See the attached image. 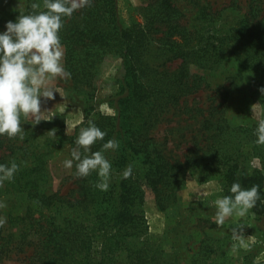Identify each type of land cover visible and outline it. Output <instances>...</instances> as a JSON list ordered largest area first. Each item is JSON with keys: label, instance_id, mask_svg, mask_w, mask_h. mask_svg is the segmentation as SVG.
<instances>
[{"label": "trees", "instance_id": "1", "mask_svg": "<svg viewBox=\"0 0 264 264\" xmlns=\"http://www.w3.org/2000/svg\"><path fill=\"white\" fill-rule=\"evenodd\" d=\"M39 2L43 4V0ZM197 2V8L190 10L174 0H152L142 18L129 25L119 17L117 0H92L90 6L65 18L60 36L66 50L64 64L71 72L75 88L93 89L105 59H120L121 76L112 101L114 115L104 117L96 113L93 118L89 109L84 115V124L100 123L99 127L107 133L104 140L91 146L92 150H102L105 141L116 138L117 152L107 156L112 166L117 164V168L124 169L125 163L139 159L142 169L133 170L127 179L122 178L121 172L109 182L107 190L96 186V171L86 177L76 176L74 171L76 199L46 190L41 171H34L33 175L27 169L16 172L5 184L18 190L27 206L21 214H8L6 222L0 225V257L26 244L34 247L39 264H180L169 259L152 263L154 255L146 254L144 187L152 192L157 208L165 210L177 197L183 171L198 164L207 171H219L221 165L224 194H229L231 184L239 181L245 188L260 185L263 196L262 171H248L242 165L239 150L233 149V131L238 135L237 128L247 130L248 126L219 127L223 119L216 114L215 107L209 108L201 119L211 141L187 152L182 161L168 156L152 134L154 122L165 107L185 103L188 96L201 88L205 76L193 73L192 69L204 70L206 74L219 72L225 77H229L230 67L240 76L243 71L254 72L261 82L258 99L264 102V12L259 1L250 0L246 9L232 20L227 18L229 11L225 14ZM31 3L32 0H26L16 17L33 11ZM3 24L0 10V27ZM173 60L179 61L176 68L165 67L166 62ZM256 133L252 136L254 144L259 143ZM78 134H65L63 139L75 147ZM4 156L0 163H9L11 160ZM263 208L258 200L252 211L259 214ZM11 225L19 227L16 241L11 231L6 232ZM220 263L258 264L244 260L207 264Z\"/></svg>", "mask_w": 264, "mask_h": 264}, {"label": "rangeland", "instance_id": "2", "mask_svg": "<svg viewBox=\"0 0 264 264\" xmlns=\"http://www.w3.org/2000/svg\"><path fill=\"white\" fill-rule=\"evenodd\" d=\"M174 1L190 10L197 8V1L198 5L207 3L213 10L221 9L225 14L229 11L227 18L232 20L239 11L246 9L250 0ZM258 1L264 12V0ZM151 2L152 0H117L119 17L125 25L138 21ZM25 3L26 0H0V10L4 16V24L0 30L5 28L6 21L16 19V12L23 9ZM153 60L159 61L157 58ZM178 63V60L166 62L165 67L174 69ZM230 68L229 77L222 76L219 72L206 74L204 70L192 69L193 73L205 76L201 88L188 96L185 103L176 107H165L154 122L152 134L168 156L182 161L187 152L211 141L205 133L209 131H206V126L201 124V119L209 108L215 107L216 114L222 117L221 122L219 119V127L220 124H229L231 127L247 125V130L237 128L236 131H240L238 135L233 131L231 135L235 138L232 143L233 149L239 150V157L243 160L242 165L248 171L252 169L262 171L261 203L264 204V158L262 157L264 143L254 144L252 141L259 124L264 122V102L258 99L261 82L254 72L243 71L240 76L234 67ZM120 70V59L113 56L107 57L100 66L93 89L86 87L77 89L70 79L58 80L56 85L64 97L56 92L54 100L41 98L42 108L54 107L53 110L57 112L54 118L50 121L41 120L37 124H32L30 117L25 118L28 121L22 124L23 138L19 135L9 137L0 134L2 141L0 157L11 153L10 156L4 157L8 160L14 159L19 164L16 172L27 169L33 175L34 171H41L45 178L43 187L46 190L57 191L63 197L76 199L78 186L73 175L75 170L64 167L63 163L70 157L73 147L68 139H63V135L79 133L80 128L86 126L84 122L79 123V121L81 116L84 121L88 109L93 112V118L96 117V113L104 117L114 115L112 101L117 89V80L121 76ZM231 90L234 92H230ZM62 108L65 110L60 111ZM97 125L99 126L100 123ZM53 127L57 130L56 135L59 137L57 140H52L48 135L47 130ZM213 127L214 125L209 129ZM255 136L258 137L257 133ZM116 152L117 149H109L105 154L112 157ZM222 162L223 160L220 164ZM130 163L133 165V170L142 169L139 159L127 162L124 166ZM117 167H119L117 164L112 166L109 182L116 180L123 171ZM221 168L220 165L219 171L211 172L198 164L183 171L179 188L176 190L177 197L165 210L157 208L152 192L144 187L142 210L148 227L146 254L154 255V258H151L152 263L169 259L180 264H199V262L207 264L211 261L227 263V261L240 260L264 264V208L259 214L250 209L243 218L230 217L224 226L214 222L215 200L224 195V192L216 189L218 186H223L225 190ZM100 180L99 177V182ZM0 200L6 203V206L1 208L4 217L8 214L13 216L21 214L27 206L23 195L5 182L0 185ZM235 223L243 224V232L239 239L235 238L231 231L233 225L230 224ZM18 228L17 225H11L6 232L11 231L15 240L18 238ZM140 242L141 240L138 243ZM33 251L32 246L18 245L10 255L0 257V264H39V259Z\"/></svg>", "mask_w": 264, "mask_h": 264}, {"label": "clouds", "instance_id": "3", "mask_svg": "<svg viewBox=\"0 0 264 264\" xmlns=\"http://www.w3.org/2000/svg\"><path fill=\"white\" fill-rule=\"evenodd\" d=\"M91 3L92 0H43L41 5L39 0H32L33 11L20 13L14 21H6L5 28L0 30V134L23 138L22 124L28 121L25 118L30 117L31 123L37 124L41 120L50 121L57 114L54 107L42 108L41 98L54 100L56 92L61 95L56 82L71 77L64 64L66 50L60 29L66 17ZM79 123H83L82 116ZM47 131L52 140L59 139L56 128ZM106 135V131L94 121H88L80 128L70 157L63 162L68 169L75 165V175L79 177L96 171L101 178L96 186L101 190L109 188L112 175V162L105 152L119 147V141L111 138L103 143L102 150L93 151L91 146L97 140H104ZM257 136L258 142L264 143V122L259 124ZM18 168L19 164L14 159L9 163H0V185L12 180ZM132 174L133 165L130 163L123 169L122 178L127 179ZM216 190L224 192L223 186H218ZM228 193L215 200L214 222L219 226H224L230 217H245L262 199L258 184L245 188L239 181H234ZM5 206V201L0 200V208ZM5 222L6 217L0 216V225ZM230 225H233L231 231L234 237L239 239L243 224Z\"/></svg>", "mask_w": 264, "mask_h": 264}]
</instances>
